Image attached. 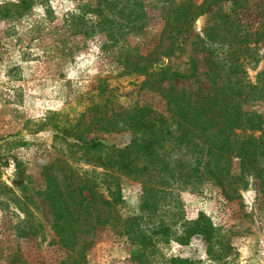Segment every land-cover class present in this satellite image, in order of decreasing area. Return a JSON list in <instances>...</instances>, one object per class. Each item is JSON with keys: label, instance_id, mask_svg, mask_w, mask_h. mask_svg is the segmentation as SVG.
<instances>
[{"label": "rangeland", "instance_id": "374dc122", "mask_svg": "<svg viewBox=\"0 0 264 264\" xmlns=\"http://www.w3.org/2000/svg\"><path fill=\"white\" fill-rule=\"evenodd\" d=\"M140 1L143 23L119 13L102 19L83 14L77 9L79 0H36L25 13L11 8L7 16H0V263L14 253L30 264H57L65 258L54 235L50 207L39 194L47 188L48 179L58 183L63 179L62 170L84 177L104 199H114L121 219L136 216L141 185L105 170L103 148L86 149L83 142L97 139L122 149L133 137L131 126L141 114L159 113L169 119L165 95L170 88L176 94L191 91L197 101L211 89L202 55L193 51L192 43L207 28L222 34L221 16H233V0H218L199 16L182 50L174 44L170 56L166 51L175 26L163 33L160 13L171 0ZM203 1L191 0L197 5ZM18 2L0 0V5ZM239 4L248 14L243 23L263 32L264 0H239ZM125 6H134V1L120 0L112 10ZM79 18L102 27L95 26L86 37L76 32ZM104 27L111 31L106 38L101 33ZM208 47L216 57L224 56L215 45ZM256 48L259 62L244 63L240 69L253 84L259 75L264 79V40ZM194 65L199 74L195 78L168 80L159 74L165 69L168 74L185 75ZM252 105H243L242 112L264 113V100ZM179 157L189 176L170 181V195L158 200L153 220L142 225L145 231H155L156 219H162L172 224L175 233L168 244H156L152 263L179 258L200 264H264V168L256 172L261 173L259 177L238 159H231L218 185L206 176L193 175L192 159ZM199 213L216 230L210 254L199 235L187 244L175 240L180 237V224ZM118 222L115 218L95 229L79 223L73 226L80 233L96 232L92 245L83 251L84 264H133V246L122 233L123 221Z\"/></svg>", "mask_w": 264, "mask_h": 264}, {"label": "trees", "instance_id": "16d2710c", "mask_svg": "<svg viewBox=\"0 0 264 264\" xmlns=\"http://www.w3.org/2000/svg\"><path fill=\"white\" fill-rule=\"evenodd\" d=\"M83 1L86 0H79L77 6L83 14L102 19L119 13L129 19L145 22L144 5L140 0H133L132 7L125 6L116 11L112 8L118 5L120 0ZM217 1L204 0L197 5L191 0H171L167 7L161 8L160 16L164 24L162 32L171 31L175 26L171 46L166 51L167 56L173 54L174 44L182 50V44L194 21L208 12ZM35 2L36 0H19L17 4L0 5V16H7L11 8L18 14L25 13ZM233 6V16H221V35L214 32V28H207L203 36L192 43L193 51L202 55L204 75L212 86L203 99H193L191 91L172 93L170 88L165 95L169 123L159 113L152 116L143 113L132 124L134 135L122 149L108 147L97 139L83 142L86 149L103 148L105 157L101 165L105 170L133 178L141 185L139 213L136 216L121 219L113 204L114 199H104L84 177L75 176L71 171L68 173V169L62 170L63 179L59 183L54 181V178L48 179L47 188L39 194L50 207L54 235L66 253L65 258L57 264H84L83 251L92 245L96 232L74 231L75 224H86L90 229H95L96 226L113 222L115 218L120 225L123 221L125 230H122V233L133 246L130 252L131 263L153 264L156 244H168L175 233L172 231V224L162 219H156L158 227L155 231H145L142 225L153 220L152 215L159 209L158 202L170 192V181L189 176L180 155L192 159L193 164L190 163L189 167L193 175L203 178L206 176L218 185L222 183L221 171L230 165L231 159H238L254 173L264 168V113L252 110L242 112L243 105L252 107V104L264 100V79L259 75L257 83L253 84L243 78L240 70L244 63L249 65L259 62L261 57L257 54L256 46L264 40V30L262 32L258 27L253 30L250 23L248 26L243 23L247 11L239 4V0H233ZM79 19L76 32L86 37L95 26L102 27L95 21L88 25ZM102 32L105 38L111 33L107 27H104ZM106 40L113 42L109 38ZM208 45H215L219 51L224 52V56L216 57ZM196 71L197 67L194 65L185 75L168 74L165 69L159 71V74L162 79L173 80L180 76L195 78L199 76ZM255 132L259 133L256 137L253 136ZM177 152H180L179 156ZM256 174L259 176L261 173ZM117 192L119 194V190ZM111 196L113 198V195ZM180 227V237H175V240L187 244L193 236L199 235L206 241L207 253L210 254L216 230L209 218L199 213L196 219L184 221ZM16 256V253L6 256L0 264H30ZM164 264L200 262L171 258L164 261Z\"/></svg>", "mask_w": 264, "mask_h": 264}]
</instances>
